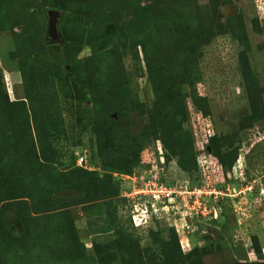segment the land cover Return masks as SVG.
<instances>
[{"label": "rangeland", "instance_id": "1", "mask_svg": "<svg viewBox=\"0 0 264 264\" xmlns=\"http://www.w3.org/2000/svg\"><path fill=\"white\" fill-rule=\"evenodd\" d=\"M154 138L194 169L166 163L165 183L209 192L217 220L176 202L131 227L123 195L161 168L152 151L151 174L111 168ZM247 262H264V0H0V264Z\"/></svg>", "mask_w": 264, "mask_h": 264}, {"label": "built area", "instance_id": "2", "mask_svg": "<svg viewBox=\"0 0 264 264\" xmlns=\"http://www.w3.org/2000/svg\"><path fill=\"white\" fill-rule=\"evenodd\" d=\"M157 150L159 155H162L161 146ZM160 159L159 168H161V172L159 174L156 171L157 174L154 175V173L151 176L152 178L149 176L147 177L148 181L143 179L144 182L137 186L134 191L130 192L129 197L123 195L124 199L129 204L128 214L134 228L141 226V228H144L149 226L154 220L160 221L167 219L168 214L175 211L171 209H177L179 207L176 202H183L181 208L189 209L191 211L189 215L191 218L198 216L201 218H213L216 220L218 216L217 211L215 209L211 210L205 202V199L208 196H211L209 192H204L198 188H190L185 184L181 186L177 184L175 185V188H173L165 182L159 181V178L162 176V170H164L165 166L164 159L162 157ZM77 165L80 167H86L87 164L84 156L78 157ZM148 172L151 174V170H148ZM220 194L221 193L219 192L218 195ZM218 195L216 196L215 194L213 198L216 199Z\"/></svg>", "mask_w": 264, "mask_h": 264}, {"label": "trees", "instance_id": "3", "mask_svg": "<svg viewBox=\"0 0 264 264\" xmlns=\"http://www.w3.org/2000/svg\"><path fill=\"white\" fill-rule=\"evenodd\" d=\"M51 6L53 7V3H51ZM194 115L195 116H194L193 123H192V126L194 127L192 139H193V137H194V139L192 141L193 142V148L192 147L191 148L192 149L195 148V150L198 152H204L206 149H208L209 141L211 140V138L215 137V135L212 132H209L210 128L208 125H210V124L207 123V120L205 121L202 114H194ZM160 130H162V129H160ZM197 132H198V134H197ZM158 140L156 138H154L153 142L151 144L149 143L150 145L148 144L149 146H147V147L144 146L145 144H147V143H144L146 141L145 139L136 143L135 144V150L133 149V151L131 152L132 153L131 155H133L134 153L136 154V158H135L133 164H132V162H131V164H129L128 162H125L122 169H117L114 167L111 169L116 170V171L120 170L125 174H132L133 173L132 172L133 171V165L135 164L137 167H139V166L143 167V170H145V171L150 170L152 168L151 161L153 158L147 157L146 152L152 151L156 157L155 158L156 162H154L155 165L160 163V161H161L160 158L162 157L164 159V162H165L164 165L166 163H170L172 161H175L177 166L180 169H182V171L187 172V174H191L192 171L194 172V169L191 170L190 168H185L183 165V162L180 161L182 159L178 158L179 156H181V158H183V156H185L184 155V153L186 152L185 148L181 145H178V144H177V147H175V144L169 140H165V139L159 140L160 144H161V151H162V155H160V158H159V154H158L159 152H158L156 145H155ZM195 140H198L197 144H195L196 143ZM190 144L192 145L191 141H190ZM147 154H148V152H147ZM215 159L217 160V162H220L222 169L224 167V169H223L224 173L229 172V170L231 168V163H229L227 156L224 157L223 155L218 154V157L216 156ZM164 168H165V166H164ZM195 168H196V166H195ZM86 174H90V173H86ZM104 180H105L104 183L100 184L98 187L106 186V185L111 184L113 182L112 177L109 175H105ZM159 181L165 182L164 176H161V178H159ZM116 189L118 190V187ZM102 196L108 197L109 195H103L102 194ZM118 196H119V194H118ZM126 202L127 201L125 199H123V203L125 204ZM128 208H129V206H128ZM127 219L129 221V223L131 224L130 216H128ZM209 219H212V218H209ZM153 222L159 223L160 221L154 220ZM214 223H216V222H214ZM131 227L134 228V226H132V224H131ZM177 248L180 250L178 245H177Z\"/></svg>", "mask_w": 264, "mask_h": 264}, {"label": "water", "instance_id": "4", "mask_svg": "<svg viewBox=\"0 0 264 264\" xmlns=\"http://www.w3.org/2000/svg\"><path fill=\"white\" fill-rule=\"evenodd\" d=\"M59 13L56 11H49L48 13V38L51 41H55L59 39L57 23H58ZM240 264H264V262H247Z\"/></svg>", "mask_w": 264, "mask_h": 264}, {"label": "clouds", "instance_id": "5", "mask_svg": "<svg viewBox=\"0 0 264 264\" xmlns=\"http://www.w3.org/2000/svg\"><path fill=\"white\" fill-rule=\"evenodd\" d=\"M217 220V219H216Z\"/></svg>", "mask_w": 264, "mask_h": 264}]
</instances>
